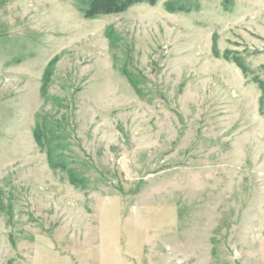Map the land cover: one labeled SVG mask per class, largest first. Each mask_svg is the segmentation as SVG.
Here are the masks:
<instances>
[{
	"label": "rangeland",
	"instance_id": "obj_1",
	"mask_svg": "<svg viewBox=\"0 0 264 264\" xmlns=\"http://www.w3.org/2000/svg\"><path fill=\"white\" fill-rule=\"evenodd\" d=\"M0 0V264H264V0Z\"/></svg>",
	"mask_w": 264,
	"mask_h": 264
},
{
	"label": "trees",
	"instance_id": "obj_2",
	"mask_svg": "<svg viewBox=\"0 0 264 264\" xmlns=\"http://www.w3.org/2000/svg\"><path fill=\"white\" fill-rule=\"evenodd\" d=\"M142 2L152 6L157 0H89L86 7L83 8V14L87 18H92L102 14L118 13L126 10L127 7ZM261 90L263 94L264 88Z\"/></svg>",
	"mask_w": 264,
	"mask_h": 264
}]
</instances>
